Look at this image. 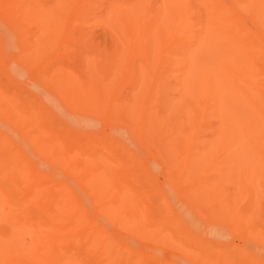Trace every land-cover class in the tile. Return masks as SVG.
I'll return each mask as SVG.
<instances>
[{"label": "bare ground", "instance_id": "bare-ground-1", "mask_svg": "<svg viewBox=\"0 0 264 264\" xmlns=\"http://www.w3.org/2000/svg\"><path fill=\"white\" fill-rule=\"evenodd\" d=\"M87 1L0 0V264H264V92L255 96L252 84L236 87L232 102L241 94L245 121L226 120L217 130L237 143L246 140L239 154L258 160L252 165L245 160L249 173L226 160L213 168L196 167L203 153L220 157L219 149L196 153L187 140L190 120L171 126L143 115L137 98L120 94L122 80L113 77L125 64L124 53L136 50L142 38H166L175 50L184 49L183 30L165 13L175 5L177 17L189 15V0L153 6L124 0L120 9L109 1L105 23L114 34L102 43L83 30L67 33L69 9L78 4L87 14L93 5ZM210 1L212 10L203 18L216 32L247 29L229 0ZM239 1L244 7L249 3ZM202 27L204 39L210 27ZM68 53L77 60L67 64L71 68L61 65ZM83 53L92 54L91 64ZM12 54L18 57L8 68ZM260 60L264 63V56ZM223 65L218 62L227 81L240 73ZM98 118L115 122V132L103 134ZM126 131L147 145L145 150L157 148V162L174 174L168 185L177 188L174 201L183 204L176 210L172 194L153 180V166H144L129 147ZM259 164L261 172L255 170ZM55 169L53 184L47 170ZM89 205L129 239L171 246L180 257L165 262L128 239H116L106 225L87 217ZM31 222L43 230L40 236ZM228 234L243 243L229 244ZM23 236H29L27 247ZM80 249L87 252L78 261ZM69 250L78 255L65 257Z\"/></svg>", "mask_w": 264, "mask_h": 264}, {"label": "rangeland", "instance_id": "rangeland-1", "mask_svg": "<svg viewBox=\"0 0 264 264\" xmlns=\"http://www.w3.org/2000/svg\"><path fill=\"white\" fill-rule=\"evenodd\" d=\"M45 1L48 2L49 0ZM109 1L117 9L124 7V0H88L87 2L93 5L91 4L92 9L87 14L78 11V4L75 8L69 9L67 13L68 24L66 25L69 31L67 33L71 34L73 32L79 34L83 30L94 41L102 43L105 38L112 40L113 36L111 35L114 32L113 34L111 32L114 28L105 23L106 12L104 11ZM140 1L146 6H153L154 4L163 2L162 0ZM248 1L247 7H244L239 0H229L235 15L247 27L243 31L244 33H236L234 31L230 34H224L221 31L216 32L215 28L217 27L212 28L213 26L209 25L204 19L212 10L211 6H213V3L210 0H189L186 4L189 15L179 17L176 16L177 8L175 5L168 7L165 13L166 19L172 18L175 24L177 23L179 28L183 30L181 35L183 36L184 49L175 50L172 47L171 41L166 38H157L154 41L147 42L141 37L142 40H139V43L136 45L137 49L133 51L128 50L124 53L125 64H121L117 68L119 71L113 74L115 79L121 78L122 80L121 88L118 89L120 90V94L127 98H137L138 112L151 116L154 121L160 123L162 120L163 123L171 126L183 125L186 119H188L192 122L193 127L191 135H187V140L191 141L190 144L194 150H197L196 153H201L205 149L212 150L214 147L219 149L220 157L218 158H211L203 153L202 157L195 164L198 168H213L219 162V164H224L223 162L226 160L229 166L236 165L239 168H244L249 173L244 165L245 160L251 165L258 163V160L251 161L254 157L249 153L245 155L239 154V151L247 148L246 140L243 137L241 138L243 142L237 143L232 140L233 137L220 135V132L217 131L221 123H225L226 120L231 121L235 125H239L245 121V116L241 112L245 110L247 105L243 102L241 94L240 101L238 99L235 103L232 102L238 96L236 91L239 92V89L236 87L242 84L249 87L252 84L255 88L252 93L255 96H261V91L264 92V63L260 60L264 56V0ZM194 14H197L198 19L194 17ZM191 15L193 16L191 17ZM84 16L87 17L85 18ZM83 20L86 22H81ZM203 25L210 27L209 33L204 39H202L204 32ZM37 32L38 29L34 33ZM110 37L112 38L110 39ZM108 42L111 43V41ZM63 45L65 43H59L58 49L60 46L63 47ZM58 49L55 51L58 52ZM145 51L149 52L147 57H145ZM54 54L56 53L53 52L51 57ZM89 54L91 53L82 54V57L86 58L87 64L93 62V59L92 61L90 60L92 54L88 59ZM74 55L78 57L79 52L74 51ZM17 57V54H12L6 63V67L9 68ZM62 62L61 65L71 68L72 64L70 66L67 64H75L77 60L68 53L64 56V61ZM218 62L224 63V69H231L233 67L236 69L234 71L240 73L233 78L229 77L227 81L224 75L221 76L220 74ZM236 63L241 65L242 69L238 70L239 66ZM244 65L245 68H243ZM232 82L235 83V87ZM97 122H99L98 124L103 134H112L116 130V125L113 121L98 118ZM128 133L127 131L125 132V136L128 135L125 138L130 145L129 147L131 148L132 146L134 152L136 151L135 154L139 157L140 161H143L144 166H153V180L160 188L166 187L165 190L172 194L171 203L176 210L178 205L181 206L183 204H180L179 200L174 201L175 198L178 199L174 193V190H177V188L173 189L168 185V179L172 178L174 174L166 171L157 162V148H155L156 153H154L155 149H152L153 152L150 149L145 150L147 145L139 141L136 142V140L134 142V139ZM128 137H130L129 140ZM130 139L134 144L130 142ZM149 142L152 144L154 141L149 140ZM70 143L75 145L73 141H70ZM142 147H144V150ZM242 155L245 157H239ZM260 167L259 164V167L255 170L259 172ZM39 168L45 169L42 166ZM47 172L54 184L58 170H47ZM73 185L79 192H82V189H84H81L82 185L79 184V187H77L78 185L74 182ZM179 190L181 191V188ZM88 212L87 217L106 225L108 231L115 237H118L116 239H128L132 245L138 244L136 247L138 246L139 250L158 255L165 262L180 257V253L171 246L164 247L147 240L129 239L128 233L122 228L105 224L100 212L91 205H89ZM30 225L32 230L36 231L35 234L38 236L42 234L43 230L36 228L34 222H31ZM226 240L229 244L235 246L243 243L234 234H228ZM23 243L25 247L29 245V236H23ZM73 252L72 254V251H70V254H68L69 252L64 253L62 251V254H66V256L63 254L65 257H72L77 251L73 250ZM85 252L87 251L84 249L77 252L80 253L78 261L82 260ZM77 253L75 256L78 255Z\"/></svg>", "mask_w": 264, "mask_h": 264}]
</instances>
